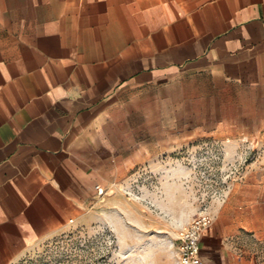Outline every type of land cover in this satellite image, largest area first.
Instances as JSON below:
<instances>
[{
    "label": "crops",
    "instance_id": "obj_1",
    "mask_svg": "<svg viewBox=\"0 0 264 264\" xmlns=\"http://www.w3.org/2000/svg\"><path fill=\"white\" fill-rule=\"evenodd\" d=\"M250 101L264 104V0H0V264L110 225L138 175L179 174L198 106ZM260 203L214 205L206 264H264Z\"/></svg>",
    "mask_w": 264,
    "mask_h": 264
},
{
    "label": "rangeland",
    "instance_id": "obj_2",
    "mask_svg": "<svg viewBox=\"0 0 264 264\" xmlns=\"http://www.w3.org/2000/svg\"><path fill=\"white\" fill-rule=\"evenodd\" d=\"M198 108L197 127L182 129L197 139L182 146L179 174L171 167L143 172L133 181L135 191L113 211L110 225L70 227L15 264H177L179 233L188 218L204 211L212 217L214 205L235 193L241 203L263 206L264 104L250 101L243 112L230 108L214 114ZM158 183L166 190L140 189Z\"/></svg>",
    "mask_w": 264,
    "mask_h": 264
},
{
    "label": "built area",
    "instance_id": "obj_3",
    "mask_svg": "<svg viewBox=\"0 0 264 264\" xmlns=\"http://www.w3.org/2000/svg\"><path fill=\"white\" fill-rule=\"evenodd\" d=\"M98 195H105L98 188ZM213 219L207 211L201 212L179 233L178 259L180 264H206L202 256L201 243L205 232L212 226Z\"/></svg>",
    "mask_w": 264,
    "mask_h": 264
}]
</instances>
